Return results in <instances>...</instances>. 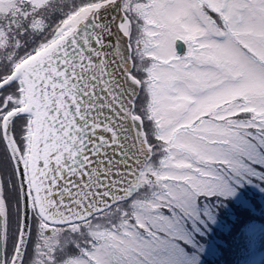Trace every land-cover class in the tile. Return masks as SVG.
I'll list each match as a JSON object with an SVG mask.
<instances>
[{
    "label": "snow or ice",
    "instance_id": "1",
    "mask_svg": "<svg viewBox=\"0 0 264 264\" xmlns=\"http://www.w3.org/2000/svg\"><path fill=\"white\" fill-rule=\"evenodd\" d=\"M258 212L264 0H0V264H221Z\"/></svg>",
    "mask_w": 264,
    "mask_h": 264
},
{
    "label": "rangeland",
    "instance_id": "2",
    "mask_svg": "<svg viewBox=\"0 0 264 264\" xmlns=\"http://www.w3.org/2000/svg\"><path fill=\"white\" fill-rule=\"evenodd\" d=\"M184 50V49H183ZM257 231L254 235H252L253 244H255L256 248L254 251V255H250L249 264H260L261 259L264 258V227L263 225L255 224ZM229 256L230 253L226 254L221 264H229Z\"/></svg>",
    "mask_w": 264,
    "mask_h": 264
},
{
    "label": "trees",
    "instance_id": "3",
    "mask_svg": "<svg viewBox=\"0 0 264 264\" xmlns=\"http://www.w3.org/2000/svg\"><path fill=\"white\" fill-rule=\"evenodd\" d=\"M252 223L263 225L264 227V215H261L259 212L255 215V218L253 219ZM251 240V247L250 252L247 256L230 253L229 256V264H249L250 255L255 251V244H253V239L250 237Z\"/></svg>",
    "mask_w": 264,
    "mask_h": 264
},
{
    "label": "flooded vegetation",
    "instance_id": "4",
    "mask_svg": "<svg viewBox=\"0 0 264 264\" xmlns=\"http://www.w3.org/2000/svg\"><path fill=\"white\" fill-rule=\"evenodd\" d=\"M178 52L182 53L183 52V46L181 42H178Z\"/></svg>",
    "mask_w": 264,
    "mask_h": 264
}]
</instances>
